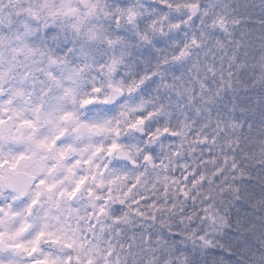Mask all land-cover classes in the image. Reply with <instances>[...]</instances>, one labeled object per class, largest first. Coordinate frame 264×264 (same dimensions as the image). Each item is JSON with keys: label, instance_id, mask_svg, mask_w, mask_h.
<instances>
[{"label": "snow or ice", "instance_id": "1", "mask_svg": "<svg viewBox=\"0 0 264 264\" xmlns=\"http://www.w3.org/2000/svg\"><path fill=\"white\" fill-rule=\"evenodd\" d=\"M0 264H264V0H0Z\"/></svg>", "mask_w": 264, "mask_h": 264}]
</instances>
